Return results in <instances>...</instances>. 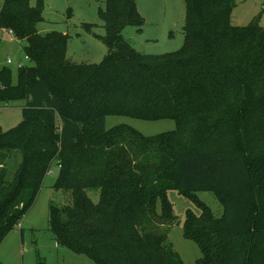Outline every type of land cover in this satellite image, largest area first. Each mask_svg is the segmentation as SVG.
<instances>
[{"label": "trees", "instance_id": "16d2710c", "mask_svg": "<svg viewBox=\"0 0 264 264\" xmlns=\"http://www.w3.org/2000/svg\"><path fill=\"white\" fill-rule=\"evenodd\" d=\"M184 1L183 46L149 55L123 35L129 26L142 31L137 0H104L105 34L96 36L108 52L98 64L71 62L68 34L39 31L44 0L3 1L0 31L26 42L31 65L18 69L17 84L10 68L0 71V100L26 101L22 121L0 127V246L56 163L53 188L72 201L51 202L49 229L94 264H185L168 239L178 221L171 191L201 209L188 210L183 224L202 253L196 264H264L261 14L234 26L236 0ZM108 116L176 128L147 137L129 125L107 129ZM196 192H212L222 215Z\"/></svg>", "mask_w": 264, "mask_h": 264}, {"label": "rangeland", "instance_id": "374dc122", "mask_svg": "<svg viewBox=\"0 0 264 264\" xmlns=\"http://www.w3.org/2000/svg\"><path fill=\"white\" fill-rule=\"evenodd\" d=\"M4 0H0V10ZM38 0H31L35 5ZM44 21L38 25L43 34L59 31L68 34L67 58L78 64H98L108 52L106 45L96 35L105 34L104 22L99 10L104 9V0H44ZM138 11L145 23L142 31L129 26L123 31L125 39L139 52L160 55L179 50L185 40L186 5L184 0H137ZM261 14L260 25L264 27V0H236L231 16L234 26H247ZM87 30L85 29V26ZM26 42L17 41L9 31H0V71L8 67L13 72V82H18L19 64L31 65L26 57ZM12 63L9 64L8 60ZM24 100L4 102L0 100V127L7 131L22 121ZM129 125L144 136H156L176 128L172 120L144 121L125 116H108L107 129ZM14 171V170H13ZM13 171L11 175H13ZM59 168L52 165L42 189L21 225L9 233L0 246V264H94L84 255L76 254L59 245L49 229L50 204L69 205L72 196L68 192H57L53 185ZM211 211L221 216L223 207L212 192H196ZM88 195L97 203L99 192L89 190ZM173 204L177 223L171 227L168 239L185 264H196L202 253L196 243L186 240L183 235L185 214L188 210L201 213L197 204L180 191L168 194ZM70 203L66 204V200ZM197 203V202H196Z\"/></svg>", "mask_w": 264, "mask_h": 264}, {"label": "built area", "instance_id": "2783aa9c", "mask_svg": "<svg viewBox=\"0 0 264 264\" xmlns=\"http://www.w3.org/2000/svg\"><path fill=\"white\" fill-rule=\"evenodd\" d=\"M9 33L13 35L12 31H10ZM8 63L11 64L12 61L9 59V60H8ZM23 66H24V64H22V63L19 64V67H20V68L23 67Z\"/></svg>", "mask_w": 264, "mask_h": 264}, {"label": "crops", "instance_id": "0c3cea01", "mask_svg": "<svg viewBox=\"0 0 264 264\" xmlns=\"http://www.w3.org/2000/svg\"><path fill=\"white\" fill-rule=\"evenodd\" d=\"M12 35V34H11Z\"/></svg>", "mask_w": 264, "mask_h": 264}]
</instances>
